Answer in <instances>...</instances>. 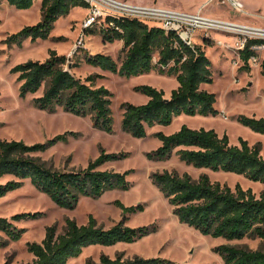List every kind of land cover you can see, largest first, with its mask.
<instances>
[{"label":"trees","instance_id":"16d2710c","mask_svg":"<svg viewBox=\"0 0 264 264\" xmlns=\"http://www.w3.org/2000/svg\"><path fill=\"white\" fill-rule=\"evenodd\" d=\"M39 0H7L18 9H30ZM42 20L35 25L25 26L9 35V45L21 47L31 39L50 38L55 23L67 17L76 8H89L84 0H41ZM2 20L0 19V24ZM99 26V25H97ZM89 30V29H88ZM103 41L123 42L121 64L106 54H86L85 61L105 71L131 78L153 71L161 75L175 76L179 86L172 90L170 97L151 85H140L135 91L148 97L145 104L124 103L122 129L131 135L144 138L148 129L156 125L169 126L175 118L186 114L191 116H216V94L203 90L202 85L213 83L212 62L204 46L195 43L190 46L177 33L166 32L158 25L138 17L109 14L100 24ZM261 39H248L240 58L241 71H250V59L256 55L255 44H263ZM68 59L50 52L45 61L29 60L17 64L11 73L17 75L22 98L36 95L33 105L50 113L62 109L80 117L90 116L96 129L114 132V118L111 108L112 92L105 86L96 84L100 75L78 78L70 68ZM264 76V59L261 63ZM41 93V94H40ZM40 94V95H38ZM238 121L257 133L264 134V117L255 118L240 115ZM69 133H63L44 142L27 144L23 140H0V198L20 189L26 180L45 193L59 207L74 209L81 198H99L104 193L121 189L128 190L130 172L100 169L108 161L116 160L119 154L105 153L84 169L56 170L37 154L44 153L58 143L69 141ZM155 136L161 146L150 157L169 159L173 155L196 168H208L242 175L254 182L264 184V157L261 146L250 145L240 138L239 144H231L229 136H220L214 129H193L186 125L173 134L157 132ZM154 184L168 198L179 220L204 234L227 241L245 238L264 241V193L258 197L251 189L241 185L234 189L212 182L207 174L194 180L189 174L165 170L152 174ZM116 205L122 209V218L109 229L98 225L90 216L87 224L79 225L67 219L61 233L56 225L46 229L41 243L27 244L34 259L27 264H68L78 258L84 249L91 246L111 247L119 243H134L157 231L155 225L130 227V215L141 211V205L126 206L120 201ZM37 213H18L10 219L0 216V232L7 240L0 239V247L8 241H20L25 233L15 222L22 219H37ZM216 251L225 264H264V249L249 250L231 244H222ZM4 264H9L7 260ZM88 264H175L160 257L124 258L117 254L112 258L102 254L99 262Z\"/></svg>","mask_w":264,"mask_h":264},{"label":"rangeland","instance_id":"374dc122","mask_svg":"<svg viewBox=\"0 0 264 264\" xmlns=\"http://www.w3.org/2000/svg\"><path fill=\"white\" fill-rule=\"evenodd\" d=\"M123 5L138 8H165L170 10L196 13L209 0H114ZM245 5L242 14L234 12L229 6L209 5L203 8L202 15L210 20L232 23L240 26L264 28V0H241ZM41 0L30 9H18L7 0H0V140H23L27 144L44 143L57 135L69 133V141L58 143L44 153L37 154L49 167L56 170L84 169L96 160L102 152L119 154L120 157L101 166L102 170L120 173L130 172L128 190H111L99 198L83 197L74 209L59 207L45 193L35 188L30 180L24 186L0 198V216L11 218L18 213H37V219H22L15 222L18 228L26 231L20 241H8L0 247V264H27L34 256L28 251L27 244L41 243L49 226L56 225L61 233L67 219L79 225L87 224L93 216L98 225L109 229L122 218V209L116 201L126 206L141 205L142 209L130 215V227H158L157 231L134 243H119L115 246H91L68 264H88L99 262L102 254L112 258L123 254L124 258L140 256L143 258L160 257L175 264H225L223 257L216 251L222 244H231L249 250L264 249L261 239L245 238L227 241L204 234L198 229L181 222L174 213L168 198L154 184L152 174L165 170L189 174L194 180L207 174L212 182H220L234 189L241 185L251 189L258 197L264 193V184L225 171L196 168L173 155L169 159H155L150 154L160 146L157 132L173 134L186 125L193 129H214L220 136L228 135L231 144H239L240 138L250 145L261 146L264 157V134L253 131L238 121L240 115L264 117V76L261 63L264 51L260 52L258 62H249L250 71H241L243 61L237 49L240 32L216 27L206 32H198L195 42L204 46L212 62L213 83L202 85V89L216 94V116H191L183 114L169 126L156 125L148 129V135L138 138L122 129L123 104H145L148 97L135 91L140 85H151L170 97L172 90L179 86L175 76L161 75L156 71L131 78L118 73L105 71L88 64L86 54L110 55L121 64L123 42L106 43L103 41L100 25L82 30V24L89 15V8H76L67 17L56 23L50 38L33 42L26 40L21 47L9 45L6 39L25 26L35 25L42 20ZM125 15L138 16L153 23L155 19L139 15L133 11H121ZM158 22V21H157ZM85 34V35H83ZM83 38L82 44H79ZM56 51L68 59V68L85 80L88 76L100 75L96 84L105 86L113 96L111 108L114 118V132L107 133L96 129L90 116L80 117L59 109L50 113L36 108L33 98H22L17 75L11 73L14 66L29 60L45 61L50 52ZM41 94V93H40ZM38 94V95H40ZM0 239L7 236L0 232Z\"/></svg>","mask_w":264,"mask_h":264},{"label":"built area","instance_id":"2783aa9c","mask_svg":"<svg viewBox=\"0 0 264 264\" xmlns=\"http://www.w3.org/2000/svg\"><path fill=\"white\" fill-rule=\"evenodd\" d=\"M90 6L89 15L85 18L82 24V30L94 28L97 25L102 24L107 15H120V16H130L121 13V11H133L139 15L147 16L149 18L155 19L156 22L153 24H158L162 26L166 32H175L179 37L188 45H195V38L198 32H206L216 27H222L215 25L217 23H222L215 20H210L205 18L203 13V8L209 5L216 4L217 6H229L234 12L242 14L245 12V5L241 0H209L205 6L201 7L196 13H187L183 11L170 10L165 8H138L131 7L127 5H122L114 0H84ZM131 8V9H129ZM138 17V16H132ZM139 18V17H138ZM158 21V22H157ZM224 23V22H223ZM248 27V26H242ZM225 28V27H223ZM250 33L240 32L241 36L238 41L237 49L239 52L243 50L247 44L248 39H261L264 40V28H254L248 27ZM262 32V33H259ZM85 35V34H83ZM83 38L80 39L79 44H82ZM252 49L256 52L249 62H258L260 52L264 51L263 44H255Z\"/></svg>","mask_w":264,"mask_h":264},{"label":"bare ground","instance_id":"6f19581e","mask_svg":"<svg viewBox=\"0 0 264 264\" xmlns=\"http://www.w3.org/2000/svg\"><path fill=\"white\" fill-rule=\"evenodd\" d=\"M121 4V3H120ZM123 5V4H122ZM129 9H131V8H129ZM215 25H219V26H222V27H225V28H227V29H232V30H236V31H238V32H245V33H250V31L249 30H247V29H249L248 27H242V26H240V25H236V24H232V23H217V24H215ZM259 33H262V32H259Z\"/></svg>","mask_w":264,"mask_h":264},{"label":"crops","instance_id":"0c3cea01","mask_svg":"<svg viewBox=\"0 0 264 264\" xmlns=\"http://www.w3.org/2000/svg\"><path fill=\"white\" fill-rule=\"evenodd\" d=\"M77 76V75H76ZM78 78H82L81 76H77ZM83 79V78H82Z\"/></svg>","mask_w":264,"mask_h":264}]
</instances>
